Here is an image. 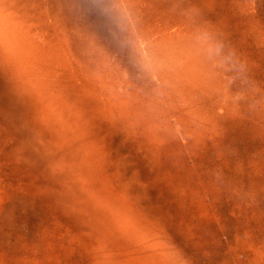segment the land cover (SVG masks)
Returning a JSON list of instances; mask_svg holds the SVG:
<instances>
[{
    "label": "rangeland",
    "instance_id": "obj_1",
    "mask_svg": "<svg viewBox=\"0 0 264 264\" xmlns=\"http://www.w3.org/2000/svg\"><path fill=\"white\" fill-rule=\"evenodd\" d=\"M0 264H264V0H0Z\"/></svg>",
    "mask_w": 264,
    "mask_h": 264
}]
</instances>
